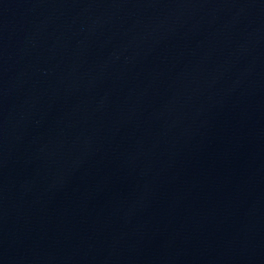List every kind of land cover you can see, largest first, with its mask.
<instances>
[{
  "label": "water",
  "instance_id": "95a60500",
  "mask_svg": "<svg viewBox=\"0 0 264 264\" xmlns=\"http://www.w3.org/2000/svg\"><path fill=\"white\" fill-rule=\"evenodd\" d=\"M0 264H264V0H0Z\"/></svg>",
  "mask_w": 264,
  "mask_h": 264
}]
</instances>
